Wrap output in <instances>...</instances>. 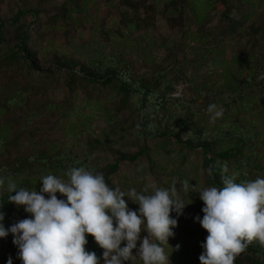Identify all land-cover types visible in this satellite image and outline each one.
Masks as SVG:
<instances>
[{
	"label": "trees",
	"instance_id": "trees-1",
	"mask_svg": "<svg viewBox=\"0 0 264 264\" xmlns=\"http://www.w3.org/2000/svg\"><path fill=\"white\" fill-rule=\"evenodd\" d=\"M100 1L107 2L111 9L116 10L118 32L120 27L125 26L129 30L128 39L131 36L137 40L143 39L137 34L155 30L158 17L162 16L174 32L176 29L185 32L184 39L195 41L199 38L200 42L206 44L215 32L214 28L205 31L206 20L212 10L223 15L222 29L217 30L215 42L221 35L249 33L250 50L246 54L235 51L231 58V63L238 61L241 68L235 70L229 64H223L217 84L209 87L219 96L224 106V115L217 126L208 128L197 119L192 102L201 95V91L189 99L186 94L180 99L171 96L181 81L188 82L189 88L194 87L187 73L168 77V71L159 64V68L145 74L137 70L131 60L113 52H102L98 57L65 51L44 52L40 39H45L52 30L59 29L69 36L72 30L87 27L93 19L92 9L98 7ZM251 5L254 6L252 0H63L55 4L53 18L50 16L33 29L31 23L34 22L28 23L24 16L46 12L45 4H35L30 0H0V10L6 6L12 12L9 18L0 17V177L6 179L11 176L18 187L39 191L42 176L54 174L67 179L69 168L83 166L94 173H103L109 186L116 187L113 178L119 174L122 163L134 164L145 160L151 171L157 172L154 149L162 139L166 143H174L176 149L180 147L202 153V180L205 187L224 186L221 173L225 163L229 174L238 173L237 183L264 178V153L258 145V139L264 136V132L260 135L255 130L264 122V39L260 40L264 33V20L258 24H248L252 8H249L247 16L243 14V8ZM232 8H237L241 19L231 16ZM52 19H59L56 21L58 25L51 27L54 22ZM190 23L196 29L187 27ZM123 30L119 34L124 35ZM99 33L104 38L110 37L103 22ZM161 46L168 47V44L161 43ZM170 50L168 55L176 61L177 52L173 53L172 48ZM141 56L143 62H151L146 58L145 51ZM32 71L40 75L37 82L27 78ZM51 83L55 86L51 87ZM62 85L69 92H82L84 101L77 105L45 100L36 105L37 99L46 95V89L55 90ZM256 90L260 91L259 98H255ZM31 105H36L39 110L32 109L26 113ZM256 108L259 112L254 117ZM44 110L59 116L58 120L70 123L66 128L68 137L77 133L71 128L72 121L77 123V128L105 115L106 121L116 126L123 117L127 121L124 127L133 136V146L122 149L115 144L110 134L103 136L95 133L87 137L82 151L57 144L45 143L40 146L34 140L37 131L32 124L36 122L35 117ZM18 111L25 113L19 115ZM25 140L32 141L33 145L27 147ZM152 141L157 144H150ZM163 149L169 151L167 145ZM209 168L212 170L211 175L208 173ZM170 176L196 185L180 171L170 173ZM161 177L157 174V181H161ZM6 184L7 181L0 188V212L5 214L2 223L10 228L22 219L31 218L32 214L27 213L24 206L8 202ZM125 185L133 189L130 184ZM156 185L170 187L165 180ZM182 193L185 196L198 194L195 191ZM57 195H60V199H66L60 193ZM198 195L197 199L200 198ZM184 200L187 204L185 207L192 205L190 198ZM87 239L86 249L96 252L100 258L99 264H104V249L92 235L89 234ZM13 240L12 233L0 237V264H8L10 257L12 264H23L18 256L19 248ZM174 247L177 263L192 264L190 253L183 243H174ZM136 264L143 262L138 259ZM234 264H264V245L258 240L253 241L235 258Z\"/></svg>",
	"mask_w": 264,
	"mask_h": 264
},
{
	"label": "clouds",
	"instance_id": "clouds-1",
	"mask_svg": "<svg viewBox=\"0 0 264 264\" xmlns=\"http://www.w3.org/2000/svg\"><path fill=\"white\" fill-rule=\"evenodd\" d=\"M207 113L215 123L224 109L211 103ZM211 171L209 168V175ZM66 177L42 176L39 191L18 187L11 176L0 177V188L7 181L8 202L24 206L32 214L6 228L2 223L5 214L0 212V237L14 235L23 264H99L96 252L86 249L89 234L104 249V264H136L137 257L143 264H168L162 245L174 236L178 224L171 212L182 215L187 205L178 194L177 180L169 188L151 183L140 192L135 188L125 192L119 186L110 187L103 173L83 166L69 168ZM237 177L238 173L229 174L225 163L222 188L179 181L180 190L198 192L204 202L203 218L196 217L208 232L199 256L201 264H234L253 241L264 245V178L237 183ZM57 193L66 199L58 198ZM125 197L138 203L139 209L131 210ZM142 231L148 235L141 237ZM8 264H12L11 257Z\"/></svg>",
	"mask_w": 264,
	"mask_h": 264
},
{
	"label": "rangeland",
	"instance_id": "rangeland-1",
	"mask_svg": "<svg viewBox=\"0 0 264 264\" xmlns=\"http://www.w3.org/2000/svg\"><path fill=\"white\" fill-rule=\"evenodd\" d=\"M33 3L41 2L47 7V11H41L39 15L28 13L24 16L25 19L31 23V27L35 29L39 23L45 22L51 16L53 18L56 5L60 4L63 0H30ZM254 6H244L243 14L248 15L249 8L251 9V16L248 24H258L264 20V0H252ZM93 19L90 21L88 26L81 27L78 30H72L69 36H66L61 30H52L48 32L45 39L39 43L44 47L46 54L56 51H65L70 53H77L86 57H98L102 52H113L116 55L123 56L124 58L131 60L132 65L142 73L148 74L159 68V64H162L168 71V77H174L179 74L180 76L187 75L191 77V84L193 88H189L188 82L181 81L184 83V90L182 97L186 94V98L193 97L194 93L201 91V95L192 102V108L197 114V119L201 125L208 128L217 126V123L221 121V118L217 119L215 123H211L209 120V114L207 113V107L211 103H215L218 107L224 108L219 96L212 92V88L209 89L213 84H217L219 74L223 71V64H229L231 69H240V62L236 61L231 63V58L235 51L238 53L246 54L250 50L248 44L249 33L245 35L235 34L234 36L221 35L217 42V30L222 29V18L223 15L217 11L212 10L209 13V17L206 20L207 28L205 31H210L214 28V37L206 41L203 44L197 38L184 39L183 31L176 29L174 32L169 28L167 21L164 17L159 16L157 21V27L155 30H151L148 33H138V37H144L141 40H137L134 36L128 39L129 30L125 26L120 27L119 32L123 29L124 35L119 34V24L117 21L118 15L115 9H111L107 2L100 1L98 7L92 9ZM231 16H235L241 19V14L237 8H232ZM12 15L10 10H7L6 6L0 10V17L9 18ZM227 22V18H224ZM54 21V19H52ZM56 19L51 23V27L58 25ZM103 22V26L110 33V37L104 38L99 33V27ZM192 30L196 29L193 23L188 24ZM250 31V30H246ZM210 36V35H209ZM264 39V33L261 34L260 40ZM161 43H167L168 47L161 46ZM177 44L181 45L180 47ZM197 46V48H196ZM200 47V49H199ZM177 52L176 61H174L168 54L171 52ZM143 51L147 54V59L151 62L149 64L142 61ZM224 51V53H222ZM203 56V57H201ZM212 65V66H209ZM39 74L35 71L31 72V76L27 77L31 82L38 81ZM193 78V79H192ZM35 82V83H36ZM41 82L45 83L44 80ZM178 83L177 86L180 84ZM51 87L55 84L51 83ZM176 86V87H177ZM103 92H100L102 94ZM255 98H259L260 91H254ZM84 94L82 92H69L66 86H61L59 89H46V95L37 99V103L41 104L45 100L54 101L60 104L63 103H76L81 104L84 101ZM175 98V97H173ZM36 105H31L25 112L28 113L32 109L39 110ZM40 107V106H38ZM25 112L18 111L19 115ZM259 109L254 110V117H257ZM37 117V118H36ZM35 117L36 122L32 124V127L36 128V135L34 140L38 145L43 144H57L58 146H72L76 150L82 151L83 145L87 142V137L91 133L106 135L110 134L115 144L120 146L122 149L132 148L133 136L128 133L124 125H127L125 119L120 118V122L116 126L110 125L105 115L99 117L100 119L92 120L87 125H79L76 128L77 123L72 121V130L77 131L73 137H68L66 128L69 127L70 123L58 120L59 116L47 113L46 110L41 111V115ZM245 119V117H244ZM247 120V118H246ZM264 120V117L262 118ZM264 122L262 125H258L255 129L260 135L264 132ZM26 146L31 147L32 141L25 140ZM264 136L259 137L258 145L264 153ZM150 144H157L150 142ZM158 147L154 149V158L156 161L155 167L157 172L153 173L145 160H140L134 164L122 163L121 169L118 175H115L113 181L116 186H119L123 191L130 190V187L125 184H130L137 192H140L145 185L151 183H160L165 180L171 186L173 180H177L176 176L171 177L170 173L182 172L185 176L193 180L194 184H198V187H205L202 180V153L190 152L180 147L176 149L174 143L164 142L162 139L159 140ZM168 146L169 151L163 149V146ZM160 174L161 181H157L156 175ZM178 194L183 200L190 198L192 205L183 209V214L179 215L174 210L171 212L172 218L177 219L178 224L174 227V236L169 237L168 243L162 245L164 247L165 254L169 257L168 264H179L175 261L174 257V243L182 244L187 247V251L190 253L192 264H201L199 256L202 254L204 249L202 243L208 236V232L201 226L196 217L199 216L201 219L204 216L202 208L204 202L197 195L189 194L188 196L183 195L180 190L179 181L177 180ZM125 187V189H124ZM62 195V194H61ZM58 196V195H57ZM64 196V195H63ZM199 196V195H198ZM60 197V195H59ZM58 197V198H59ZM128 206L131 210H138L139 204L133 202L128 197H125ZM185 202V200H184ZM148 235L146 231H142L141 237ZM141 241L137 242V248ZM126 245V241L122 242V246ZM137 249H134L135 253ZM140 259L137 257L136 261ZM125 264H132L131 261H126Z\"/></svg>",
	"mask_w": 264,
	"mask_h": 264
},
{
	"label": "built area",
	"instance_id": "built-area-1",
	"mask_svg": "<svg viewBox=\"0 0 264 264\" xmlns=\"http://www.w3.org/2000/svg\"><path fill=\"white\" fill-rule=\"evenodd\" d=\"M184 86H185L184 83H180V84L175 88V90L172 92L171 96H172V97H175V98L182 97V95H183V90H184Z\"/></svg>",
	"mask_w": 264,
	"mask_h": 264
}]
</instances>
